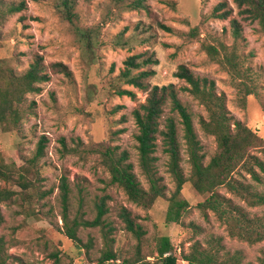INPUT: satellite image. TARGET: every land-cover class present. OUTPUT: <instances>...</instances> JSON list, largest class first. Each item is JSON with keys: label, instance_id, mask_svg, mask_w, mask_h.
<instances>
[{"label": "rangeland", "instance_id": "obj_1", "mask_svg": "<svg viewBox=\"0 0 264 264\" xmlns=\"http://www.w3.org/2000/svg\"><path fill=\"white\" fill-rule=\"evenodd\" d=\"M4 1L7 4L24 1L25 6L8 15L0 25V59L9 60L20 74L30 67L37 55H41L49 77L40 84V91L26 95L27 113L20 127L12 132H3L0 128V160L15 161L20 165L36 154L42 137L47 138L45 154L38 161V168L43 178L41 189L49 191L43 202L47 204L44 211L49 213L50 220L29 217L17 203L1 204L5 220L0 223V234L8 240V264H87L90 258L99 257L106 248L105 232L109 233L111 245L118 255L133 256L139 240L126 230L119 217L122 206L132 210L147 231L142 241L144 256L151 253V244L157 237L169 236L179 264H188L181 258L182 251H189L190 245L198 240L219 235L224 238L228 250H241L246 261L257 264L264 251V241L250 244L231 237L214 212L208 211L206 216L199 208L207 195L197 191L190 182L182 191L190 203L188 214L179 223H169L166 197L159 198L151 209L136 205L121 188L109 183L110 174L99 156L87 151L92 142L102 141L129 151L136 173L143 185L148 186L138 165V127L134 116V110L146 101L147 92L120 83L117 78L125 67V60L138 53H147L157 59L156 64L149 66L155 70L148 80L152 86L170 83L179 88L185 86L186 83L175 76L181 64L188 65L196 75L215 80L217 92L226 98L231 122L244 121L264 137V33L258 24L242 20L232 0H146L147 7L140 9L126 8L131 0H77L81 24L98 26L100 30L102 45L96 61L89 64L71 26L58 13L56 0ZM222 1H228V7L233 9L230 18L213 16L215 6ZM232 17L241 20L243 29L239 39L233 34ZM160 24L172 27L173 31H166ZM196 27L197 32L192 34ZM123 32L126 38L139 37V41L130 47L116 45ZM209 46L214 50L209 51ZM234 46L238 47L242 64L250 67L258 85V94L249 96L245 105L241 103L229 70L221 63L225 51L233 50ZM57 62L66 64L71 75L59 71L54 66ZM118 85L132 90L135 96L119 95ZM181 96L193 113L208 162L217 149L215 137L206 133L200 122V116L207 118L208 112L188 92L182 91ZM255 154L264 160L262 152ZM156 155L160 158L159 171L170 195L175 189V181L168 171V158L161 141ZM182 166L188 175L191 167L184 145ZM255 169L264 176L258 166ZM63 176L70 179L72 188L71 218L83 213L85 219H94L95 203L108 197L107 217L112 231L102 226L82 227L79 231L84 242L92 241L89 251L77 248L65 233L59 187ZM235 176L245 183L255 182L245 170ZM78 184L84 188L83 193H79ZM0 185L13 187L4 181H0ZM219 191L235 202L245 203L226 186ZM35 208L38 209L37 204ZM252 210L264 215V206ZM148 259L154 258L148 256Z\"/></svg>", "mask_w": 264, "mask_h": 264}, {"label": "trees", "instance_id": "obj_2", "mask_svg": "<svg viewBox=\"0 0 264 264\" xmlns=\"http://www.w3.org/2000/svg\"><path fill=\"white\" fill-rule=\"evenodd\" d=\"M232 2L236 5L242 20L257 23L264 33V0ZM77 5V0H56L55 3L61 18L71 26L85 59L92 64L96 61L97 51L102 45L100 30L98 26L88 27L81 24ZM24 6V1L19 4H7L0 0V25L8 15L21 11ZM228 6V1L220 2L215 6L213 16L221 19L230 18L233 9ZM146 7V0H131L126 6L128 9ZM231 22L233 34L239 39L243 29L241 20L232 17ZM160 26L166 31H173L172 27L165 24ZM197 30V27L194 28L192 34ZM138 41L139 37L126 38L123 32L115 44L130 47L133 42ZM237 48L234 46L233 50H226L221 63L229 70L241 103L245 105L249 96L258 94V85L255 77L251 75L250 67L242 64V57ZM208 50L214 49L209 46ZM124 63L125 67L117 77L120 83L147 92L146 101L134 110V116L138 127L136 135L138 165L148 186L143 185L136 173V165L131 160L129 151L121 150L118 145H112L108 141L92 142L87 152L99 156L101 164L110 174L109 183L121 188L130 201L144 209H151L159 198L166 197L169 203L167 222L179 223L190 210V203L182 192L184 185L190 182L197 191L207 195L199 204V208L206 216L208 211L214 212L221 223L226 225L231 237L250 244L264 241V215L252 210L264 206V176L255 169L258 166L264 172V160L255 154L256 151L264 154V137L244 121L231 122L226 98L224 94L217 92L215 80L196 75L188 65H179L175 73L177 78L186 83L179 88L175 83L153 86L149 83V78L155 74V70L149 66L157 63V59L152 55L133 54ZM54 66L68 76L71 75L66 64L57 62ZM48 79L41 55H37L30 67L20 74L15 71L9 60L0 59V128L3 132H12L20 127L27 113L26 95L40 91V84ZM182 91L199 100L208 112L207 118L200 116L201 126L206 133L213 135L217 142L216 152L208 162L197 133L193 113L182 99ZM117 93L135 96L132 90L120 85L117 87ZM46 141L47 138L42 137L36 154L24 164L0 160V181L13 186L3 188L0 185V223L5 220L1 204L6 202L17 203L29 217H46L50 220L49 213L44 211L47 204L43 202L49 191L41 189L40 182L43 178L40 177L38 168V161L45 154ZM159 141L162 142L163 152L168 158V171L175 181V189L170 195L158 167L160 158L156 152ZM183 145L191 167L188 175L182 166ZM240 170H245L255 182L245 183L238 179L235 175ZM77 186L79 193H83L82 185ZM225 186L245 203L235 202L233 198L222 194L219 190ZM59 187L65 233L77 248L89 251L92 248V241L84 242L79 231L82 227L98 226L105 230L107 227L109 232L112 231L113 227L107 217L108 197H103L95 203L94 219H85L83 213L71 218L70 179L66 176L61 177ZM36 204L38 209L35 208ZM118 215L124 222L126 230L139 240L136 252L133 256L121 257L113 249L109 233L105 232L106 248L101 251L99 257L90 258L87 264H179V257L169 236L157 237L151 244V253L144 256L142 241L147 233L144 225L138 222L132 210L125 206L120 208ZM148 256L154 259H148ZM9 258L8 240L0 234V264H8ZM181 258L188 264H255L253 261H246L241 250L234 252L228 250L224 238L219 235H211L203 241L194 242L190 245L189 251H182ZM257 264H264V251L258 257Z\"/></svg>", "mask_w": 264, "mask_h": 264}]
</instances>
